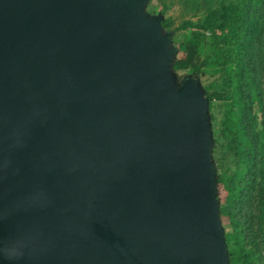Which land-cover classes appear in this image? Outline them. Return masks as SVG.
Masks as SVG:
<instances>
[{
	"label": "water",
	"instance_id": "water-1",
	"mask_svg": "<svg viewBox=\"0 0 264 264\" xmlns=\"http://www.w3.org/2000/svg\"><path fill=\"white\" fill-rule=\"evenodd\" d=\"M150 0H0V264H230L209 100Z\"/></svg>",
	"mask_w": 264,
	"mask_h": 264
},
{
	"label": "trees",
	"instance_id": "trees-1",
	"mask_svg": "<svg viewBox=\"0 0 264 264\" xmlns=\"http://www.w3.org/2000/svg\"><path fill=\"white\" fill-rule=\"evenodd\" d=\"M155 1L163 14L173 4ZM177 1L182 15L202 10L162 26L177 40L174 71L204 80L229 263L264 264V0Z\"/></svg>",
	"mask_w": 264,
	"mask_h": 264
},
{
	"label": "rangeland",
	"instance_id": "rangeland-1",
	"mask_svg": "<svg viewBox=\"0 0 264 264\" xmlns=\"http://www.w3.org/2000/svg\"><path fill=\"white\" fill-rule=\"evenodd\" d=\"M160 8V5L157 4V2L155 0H150L147 9L149 11V13L151 14H157L158 9ZM184 12L183 7L181 5L180 2H178L177 0H173V4L170 6V8L167 10V12L165 14H163L161 11L160 13H162L163 17H167V16H172L175 18H182V17H191L192 19H196L198 17V14H200L202 12V10L198 11L196 14H192V12L186 14L184 13L182 15V13ZM173 39H174V44L177 46V40L175 37V33L173 32ZM201 82L203 84L204 80L203 78H201Z\"/></svg>",
	"mask_w": 264,
	"mask_h": 264
}]
</instances>
